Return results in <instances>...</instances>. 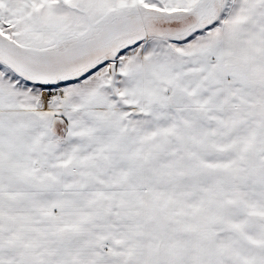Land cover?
<instances>
[{"label":"snow or ice","instance_id":"obj_1","mask_svg":"<svg viewBox=\"0 0 264 264\" xmlns=\"http://www.w3.org/2000/svg\"><path fill=\"white\" fill-rule=\"evenodd\" d=\"M0 264H264V0H0Z\"/></svg>","mask_w":264,"mask_h":264}]
</instances>
